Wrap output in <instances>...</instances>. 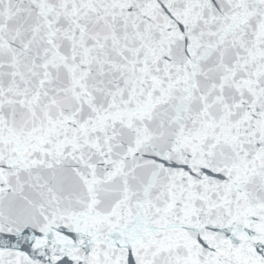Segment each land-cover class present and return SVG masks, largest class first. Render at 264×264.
Masks as SVG:
<instances>
[{
	"label": "snow or ice",
	"instance_id": "1",
	"mask_svg": "<svg viewBox=\"0 0 264 264\" xmlns=\"http://www.w3.org/2000/svg\"><path fill=\"white\" fill-rule=\"evenodd\" d=\"M0 264H264V0H0Z\"/></svg>",
	"mask_w": 264,
	"mask_h": 264
}]
</instances>
